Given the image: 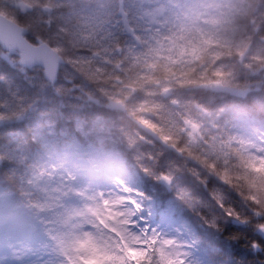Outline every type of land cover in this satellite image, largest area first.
Wrapping results in <instances>:
<instances>
[{"label": "clouds", "instance_id": "clouds-1", "mask_svg": "<svg viewBox=\"0 0 264 264\" xmlns=\"http://www.w3.org/2000/svg\"><path fill=\"white\" fill-rule=\"evenodd\" d=\"M25 14L41 50L59 53L91 78L79 61L91 60L95 45L80 36L75 5L53 14L41 0ZM54 15L67 22L54 24ZM135 22L151 29L135 37L140 62L132 64L126 52L118 51L115 68L124 74L122 83L135 79L142 92L147 86L161 101L159 111L140 115L138 94L124 109L127 128L119 133L103 139L85 134L73 155L56 147L49 156L52 149L40 145L37 154L46 175L33 180L22 174L5 187V198L39 227L48 264H200L189 243L190 235L201 239L194 216L216 232L229 222L251 231L259 237L251 241V251L264 253V165L259 163L264 161V0L163 4ZM213 38L216 47L208 43ZM4 46L11 51L14 44L5 39ZM80 49L90 55L83 57ZM142 69L147 77L141 80ZM247 99L250 105L243 102ZM143 119L173 137L171 142L144 128ZM165 153L171 155L162 160ZM185 175L204 187L206 199L179 182ZM146 186L153 193H171L173 225L153 226L145 214ZM234 197L241 210L233 206ZM211 247L208 264H244ZM129 249L140 256L131 260Z\"/></svg>", "mask_w": 264, "mask_h": 264}, {"label": "trees", "instance_id": "trees-1", "mask_svg": "<svg viewBox=\"0 0 264 264\" xmlns=\"http://www.w3.org/2000/svg\"><path fill=\"white\" fill-rule=\"evenodd\" d=\"M45 2L53 14H59L71 5L76 6L79 34L93 42L95 56L91 60L82 58L79 61L90 79L77 73L65 62L60 68L57 81L50 84L41 68L20 65L19 55L13 51L7 52L8 58H4L6 51L0 46V239L3 242L10 241L15 235L27 237L28 242L35 244L45 240L39 227L27 215L17 214L12 203L4 196L5 187L13 180L18 181L22 174L33 180L46 175L41 165L42 159L37 154L40 145L52 149L49 156L55 154L56 147L62 150V155L72 154L75 151L72 143H82L85 134L90 139H103L112 132L119 133L126 129L128 118L124 109L138 94L143 97L135 102L140 115L147 114L149 110L159 111L158 105L161 102L150 95L147 86L142 92L135 79L122 83L125 77L115 68V58L118 51H123L131 58L132 64L140 62L135 37L151 29L148 26L139 28L135 20L139 14H147L150 9H157L168 0ZM40 3L41 0H0V12L26 27L28 39L38 43L36 33L28 27L32 20L25 13ZM57 22L67 21H57L54 15L53 23ZM125 22L131 27L132 35L125 29ZM209 23L214 25L218 21L212 20ZM208 43L212 47L218 46L214 38L209 39ZM79 53L83 57L90 55L87 49H80ZM223 75L219 74L221 78ZM146 77L147 70H139L138 78L142 80ZM66 89L72 91L69 93ZM256 95L259 97L260 94ZM97 100L101 103H96ZM243 102L251 104L250 99ZM141 123L144 128L160 134L162 142H171L173 139L165 135L158 125L154 126L152 120L143 119ZM155 151H159V148ZM170 155L165 153L161 159H168ZM260 162L264 165V161ZM25 163L31 167L25 168ZM253 163L256 160L251 165ZM179 182L187 185L196 196L207 198V191L193 177L185 175ZM144 192L148 198L155 197L161 202L171 197V193L163 191L153 193L147 186ZM232 203L237 210L242 209L237 198L234 197ZM193 222L199 226L208 262L213 254L212 245L220 247L232 259L244 261V264L249 261L251 264H259L264 259V253L251 251V241L259 239L251 231L229 222L222 232H216L204 227L197 216L193 217Z\"/></svg>", "mask_w": 264, "mask_h": 264}, {"label": "rangeland", "instance_id": "rangeland-1", "mask_svg": "<svg viewBox=\"0 0 264 264\" xmlns=\"http://www.w3.org/2000/svg\"><path fill=\"white\" fill-rule=\"evenodd\" d=\"M185 2H187V0H182L181 2L178 0H168L166 4L172 6ZM58 4L59 3H57V5ZM156 12L157 10L152 8L147 14H155ZM8 52H12V50ZM72 145L75 149L74 153H65L64 155H73L78 151L80 144L78 145V143L73 142ZM259 163L263 165L262 162ZM41 165L45 169V162L43 159ZM251 166L255 167L257 170L256 163H253ZM154 198L155 197H153V199L148 198L146 200L144 205L145 214L151 216L153 226L160 224L162 228H168L176 221L174 205L171 199L161 202ZM189 243L191 244L194 258L198 259L200 264H208L206 258L207 253L201 239H197L195 235H190ZM138 256H140L138 250L129 249V258L131 260H135ZM49 260L50 256L46 248V240L41 244H35L28 242V238H24L21 235H15L10 241L6 242L0 239V264H48Z\"/></svg>", "mask_w": 264, "mask_h": 264}, {"label": "water", "instance_id": "water-1", "mask_svg": "<svg viewBox=\"0 0 264 264\" xmlns=\"http://www.w3.org/2000/svg\"><path fill=\"white\" fill-rule=\"evenodd\" d=\"M5 26H8L6 34L4 31ZM124 26L127 31L131 30L128 31L129 34H133L132 29L127 23H125ZM27 33L28 31L24 26L0 13V46L8 51L4 46V41L7 39L12 42L14 44L13 50L19 54L21 65L26 67H40L44 75L47 73V77L45 76L47 81L50 84L55 83L58 79L60 66L63 65L65 61L60 58L59 53L41 50L44 48L43 45L30 42L27 38ZM6 57L5 55V58ZM34 61H39V63H33ZM147 130L151 133H155L148 128Z\"/></svg>", "mask_w": 264, "mask_h": 264}]
</instances>
